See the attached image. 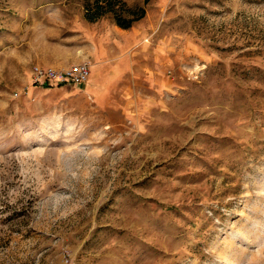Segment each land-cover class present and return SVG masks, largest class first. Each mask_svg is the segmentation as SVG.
<instances>
[{"label": "rangeland", "instance_id": "1", "mask_svg": "<svg viewBox=\"0 0 264 264\" xmlns=\"http://www.w3.org/2000/svg\"><path fill=\"white\" fill-rule=\"evenodd\" d=\"M125 1L0 0V264H264V0ZM31 40L89 82L26 84Z\"/></svg>", "mask_w": 264, "mask_h": 264}, {"label": "trees", "instance_id": "2", "mask_svg": "<svg viewBox=\"0 0 264 264\" xmlns=\"http://www.w3.org/2000/svg\"><path fill=\"white\" fill-rule=\"evenodd\" d=\"M150 0H145L148 5ZM111 16L115 25L123 30H130L135 23L146 16L145 7H130L125 0H89L85 5V20L88 23L98 21Z\"/></svg>", "mask_w": 264, "mask_h": 264}, {"label": "crops", "instance_id": "3", "mask_svg": "<svg viewBox=\"0 0 264 264\" xmlns=\"http://www.w3.org/2000/svg\"><path fill=\"white\" fill-rule=\"evenodd\" d=\"M120 30L128 31V30H123V29H120ZM42 40H44V43H46V39H45L44 36H43ZM30 48H33V49H38L39 48V49L45 50L44 53L40 52L39 54L41 56L42 55H46L48 57L47 61L41 60L40 57H39V60H38L37 57H36L38 52L37 53L36 52L33 53ZM48 50H49V52H48ZM10 52L12 53V58H13L14 63L19 67V70L22 71V72H20V75H22V74L24 75V79H25L26 84L27 83H31V71H30V75L29 76H25V70H32V68L34 66H36V65H39V66H42V67H51V68H56V69H62L61 64L55 59V57L58 54L60 55L62 52H59L57 50H53L51 45L48 46V44H41L39 46L37 43H36V45L32 44V40L31 41H26V42L20 41V42H18L17 45H15L12 49H10ZM1 53H3V52H1ZM6 53H8V52H6ZM83 61L84 60H78L77 62L80 63V62H83ZM91 67L94 69V72H93L92 79H91L90 82L93 83V82L98 80L97 74L99 75V72H97L95 70V67H96L95 65H92ZM88 82L89 81H87L86 83H88ZM81 85L82 84H78V85H58V86H53V87L40 86V87L41 88H45V89H52V88H63V87H67V86H75L76 87V86H81Z\"/></svg>", "mask_w": 264, "mask_h": 264}, {"label": "built area", "instance_id": "4", "mask_svg": "<svg viewBox=\"0 0 264 264\" xmlns=\"http://www.w3.org/2000/svg\"><path fill=\"white\" fill-rule=\"evenodd\" d=\"M90 65L82 63L68 70L35 66L32 70L33 83L37 86L53 87L58 85H78L90 78Z\"/></svg>", "mask_w": 264, "mask_h": 264}]
</instances>
